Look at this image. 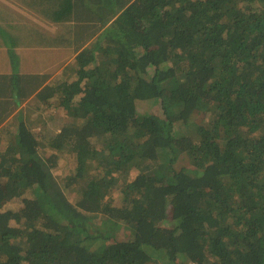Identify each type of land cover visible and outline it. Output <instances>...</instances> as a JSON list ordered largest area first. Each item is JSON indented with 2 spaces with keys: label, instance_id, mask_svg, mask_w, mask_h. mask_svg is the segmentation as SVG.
<instances>
[{
  "label": "trees",
  "instance_id": "16d2710c",
  "mask_svg": "<svg viewBox=\"0 0 264 264\" xmlns=\"http://www.w3.org/2000/svg\"><path fill=\"white\" fill-rule=\"evenodd\" d=\"M121 7L58 80L18 90L0 264H264V0ZM66 152L78 162L60 179Z\"/></svg>",
  "mask_w": 264,
  "mask_h": 264
},
{
  "label": "crops",
  "instance_id": "0c3cea01",
  "mask_svg": "<svg viewBox=\"0 0 264 264\" xmlns=\"http://www.w3.org/2000/svg\"><path fill=\"white\" fill-rule=\"evenodd\" d=\"M122 2L0 0V26H23L17 32L9 28L0 30V129L10 127L14 114L20 112L21 117L26 110L28 98H22L18 90L34 95L41 86L52 84L54 78L58 80L60 70L75 56V47L89 44L92 36L100 33L99 26H108L122 11ZM27 27L37 33L31 30L27 34ZM28 47L36 53L27 56L23 49ZM36 74L43 82L36 84L38 87L27 81V75ZM17 78L20 81L16 82ZM15 93H19V100Z\"/></svg>",
  "mask_w": 264,
  "mask_h": 264
},
{
  "label": "rangeland",
  "instance_id": "374dc122",
  "mask_svg": "<svg viewBox=\"0 0 264 264\" xmlns=\"http://www.w3.org/2000/svg\"><path fill=\"white\" fill-rule=\"evenodd\" d=\"M16 51H17V48L15 47L13 49L12 54L15 55L16 53H14V52H16ZM23 51L26 53L27 56H31V54H33V52L36 53L35 50H32V48H29V47L27 49H23ZM18 56H20V55L18 54ZM11 57H12V55H11ZM12 59H14V57ZM13 65H15V66L17 65L16 60H13ZM56 103H58V102H56ZM139 107L142 109H147L150 107V104L148 102H141L139 104ZM155 108H156V105L153 104L152 109H155ZM58 111H60V114L64 118H66V120H64V122H68L69 121V115L67 116L65 109L63 107H61V105H60V107H58ZM34 116H36V115H34ZM203 117L205 118V116L202 113V114H200L198 119H201ZM33 126L36 129H40L43 126L42 121L35 120ZM53 126H54V124L50 125V128L52 127V129H53L54 128ZM57 128L58 127L56 126L55 129L57 130ZM3 129H4V135H0V149H3L7 145V143L10 141L9 140L10 135H8L6 133L7 127H3ZM192 135H194V134H192ZM10 139H11V136H10ZM77 162H78V159L74 154L68 153V152L64 153L59 158L56 166L54 167L53 172H54L55 176L57 178H60V179L68 176L74 170V168L77 166ZM94 164L95 163L92 164L93 169L95 168ZM68 195H69L71 200L75 201V198H76V192L75 191L68 192ZM22 204H23L22 200L14 199V200L9 201L5 206L7 208L19 209L22 206ZM13 224H17V222L13 221ZM128 234H129V229L125 224H123V225H120V228L117 230L116 238L117 239H124L128 236Z\"/></svg>",
  "mask_w": 264,
  "mask_h": 264
}]
</instances>
